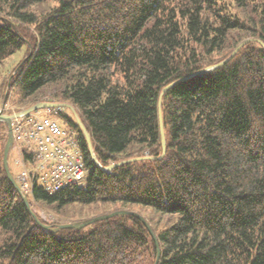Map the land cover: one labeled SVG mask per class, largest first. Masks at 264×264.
<instances>
[{"label":"trees","instance_id":"obj_1","mask_svg":"<svg viewBox=\"0 0 264 264\" xmlns=\"http://www.w3.org/2000/svg\"><path fill=\"white\" fill-rule=\"evenodd\" d=\"M246 40L257 41L205 71ZM262 43L264 0H0V65L28 45L10 102L28 109L53 89V102L77 109L104 168L136 159L99 168L67 116L86 184L54 194L35 186L29 200L67 218L70 207L109 203L177 218L153 234L132 215L44 229L7 176L0 123V264H155V237L159 264H264ZM183 79L162 99L163 156L160 99Z\"/></svg>","mask_w":264,"mask_h":264},{"label":"built area","instance_id":"obj_2","mask_svg":"<svg viewBox=\"0 0 264 264\" xmlns=\"http://www.w3.org/2000/svg\"><path fill=\"white\" fill-rule=\"evenodd\" d=\"M3 109L8 115L19 112L8 104L1 106L0 112ZM62 113L64 108L44 109L12 120L15 165L21 170L18 181L27 195L35 186L54 194L70 185L86 184L88 170L83 162L79 133L62 128L52 119ZM28 163L34 166L33 170H29Z\"/></svg>","mask_w":264,"mask_h":264},{"label":"rangeland","instance_id":"obj_3","mask_svg":"<svg viewBox=\"0 0 264 264\" xmlns=\"http://www.w3.org/2000/svg\"><path fill=\"white\" fill-rule=\"evenodd\" d=\"M53 6V3L50 1L48 4L38 5L34 7V12L37 14H43L44 12L48 11ZM28 54V45H24V47L17 51L14 55L7 58L6 61L0 65V108L3 103L7 100L8 106L15 107L12 102L8 99V91L9 87L7 84L12 81L16 72L15 69L18 70V67L25 61L26 55ZM16 70V71H17ZM14 72V73H13ZM53 89H49L48 94L45 98H43L42 102H53L52 91ZM51 92V93H50ZM51 100V101H50ZM59 103V102H58ZM18 108V107H16ZM20 108H18L19 110ZM25 110V109H20ZM19 110V111H20ZM38 111V110H37ZM8 112V111H7ZM72 118L73 114L72 111L69 109L66 111L64 115H53L52 119L59 123V125L64 129H69L70 124L66 117ZM1 134V133H0ZM17 152L12 150L10 153L9 162H11V169L14 171L19 172L20 168L15 165ZM11 160V161H10ZM29 170H33L34 166L31 163H28ZM20 173V172H19ZM31 209L36 215V211L40 212L41 218L49 223L54 224H66V223H73V222H82L86 220H90L93 218H97L100 216L108 215L117 211H128L134 214L139 215L145 224L154 232V231H162L169 227H171L176 222V217L170 219L168 216H162L161 213L155 211L150 207H145L141 205H133L129 204L124 207L121 203H109L106 205H92L86 207L81 213H77L74 207H70L68 211V218L64 215L56 214L54 211L47 209L43 205H39L34 201H30ZM77 213V214H76ZM76 214V215H74ZM37 216V215H36ZM76 219V220H69V219Z\"/></svg>","mask_w":264,"mask_h":264},{"label":"water","instance_id":"obj_4","mask_svg":"<svg viewBox=\"0 0 264 264\" xmlns=\"http://www.w3.org/2000/svg\"><path fill=\"white\" fill-rule=\"evenodd\" d=\"M252 41H257V40H246L244 41L243 43H241L237 49H235V51L232 53V55L227 59L225 60L224 62L212 67V68H208L206 69L205 71H212V70H216V69H219L223 66H225L227 63H229L238 53L239 51L249 42H252ZM260 42V41H259ZM263 47H264V44L262 43ZM33 53L31 52V55L32 56ZM25 62V61H24ZM17 73V71H16ZM15 73V74H16ZM198 74V73H196ZM185 80H188V79H183V80H179L177 82H174L173 84L169 85L168 87L165 88L162 96H161V99H160V104H159V107H160V111H159V120H160V130H161V140H162V145H163V156H165V153H166V134H165V128H164V123H163V115H162V109H161V105H162V99H163V96L164 94L170 90L171 88H173L174 86H176L177 84L185 81ZM7 100L5 101L4 104H6ZM59 107H64V108H67V109H70L74 115V118L76 120V123L80 126V128L82 129V132L85 136V139L87 141V144L89 146V150H90V154L93 158V161L94 163L96 164V166H98L99 168L101 169H104L106 171H112L114 168L116 167H119L121 165H124L130 161H134L136 159H132V160H128V161H123V162H120V163H117V164H114L108 168H104L98 161L95 153H94V148H93V143H92V137H91V134L88 130V128L86 127V125L83 123V121L81 120L80 116H79V113L77 111V109L71 105V104H65V103H55V102H42V103H39L33 107H30L28 109H25L19 113H17L16 115H6L5 112H4V109L0 112V123H4L7 125V128H8V142H7V145H6V149H5V154H4V166H5V170H6V173H7V176L9 178V180L12 182V184L14 185V187L19 191V193L21 194L23 200H24V203L27 205V207L29 208V210L31 211L34 219L36 220V222L41 225L44 229L46 230H52L53 232L57 233L59 232L60 230H65V229H77V230H82V229H85L95 223H98V222H101V221H104V220H108V219H111V218H114V217H117V216H126V215H132V216H136L138 217L141 221H143V219L137 215V214H134V213H131V212H128V211H125V210H122V211H117V212H114V213H111V214H108V215H104V216H100V217H97V218H93V219H90V220H86V221H80V222H73V223H66V224H62V225H59L58 227L56 228H51L47 225H44L40 220L39 218L34 214V212L32 211L31 209V204H30V200L28 198V196L22 191L16 177L13 175L12 171H11V168H10V162H9V158H10V153H11V149H12V146L14 144V137H13V133H12V120L15 118V117H21V116H25V115H29L31 114L32 112L34 111H37V110H42V109H48V108H59ZM144 222V221H143ZM145 223V222H144ZM149 228V227H148ZM150 229V228H149ZM151 233L153 234V231L150 229ZM155 241H156V244H157V247H158V256H157V260L155 262V264H159L160 263V260H161V250H160V247H159V242H158V239L155 237Z\"/></svg>","mask_w":264,"mask_h":264}]
</instances>
